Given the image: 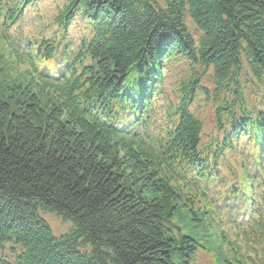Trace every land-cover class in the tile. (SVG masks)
Segmentation results:
<instances>
[{
	"label": "trees",
	"instance_id": "trees-1",
	"mask_svg": "<svg viewBox=\"0 0 264 264\" xmlns=\"http://www.w3.org/2000/svg\"><path fill=\"white\" fill-rule=\"evenodd\" d=\"M38 1L0 0V249L20 248L6 264H264V0H61L19 53L5 29ZM181 58L213 72L207 134L199 72L165 102L169 128L145 118L149 71ZM228 175L222 197L208 188Z\"/></svg>",
	"mask_w": 264,
	"mask_h": 264
},
{
	"label": "rangeland",
	"instance_id": "rangeland-1",
	"mask_svg": "<svg viewBox=\"0 0 264 264\" xmlns=\"http://www.w3.org/2000/svg\"><path fill=\"white\" fill-rule=\"evenodd\" d=\"M61 0H41L40 2H37L36 7L28 8V12H26V15L23 17H20L16 20L17 33H23L29 35V33H35L40 30L39 25L42 22H48L51 18V15L53 14V7L54 4L59 3ZM160 3V0H155ZM187 29L192 34L194 40L196 41L199 37V31L195 29V26L191 22V20L186 17L185 18ZM48 30L47 28L42 29V33H46ZM82 31V29H76L75 25H72L69 29V33L72 36V39L77 37V35ZM23 46H25V42L20 37V48L18 51L23 49ZM181 61H176V63L170 67V71L168 74V77L165 79V85L162 87L161 90V97L153 102L152 105V114L154 115L155 121H158V125H156L157 130H159V126H163V122L165 121V112L164 110L167 109L166 103L163 101L164 97H167L166 100L168 102V99H172L174 101V104H177L180 100V97L184 90L191 89L189 86V76H194L196 72H199V78L201 80L198 83L193 82V89L189 91L190 93H194L197 95V104L190 108L192 113L193 109L194 115L198 117L202 123L203 131H209L213 126L214 121V106L211 103L212 101V90L213 85L212 84V78L213 72L211 69H208L207 71L203 73H200V71H196L197 68H193L190 62L186 61L185 59L181 58ZM246 68V67H244ZM194 71V73L192 72ZM193 73V74H192ZM192 74V75H191ZM252 82L256 84V81L254 78H252ZM200 84L203 88H197V86ZM197 89V90H195ZM206 89V91H205ZM195 90V92H193ZM210 91V94H209ZM188 92H186L187 94ZM209 96L207 97V95ZM204 98H208L209 100L206 101ZM259 98L258 90L256 88H250L248 90V97L247 101L249 103L253 101H257ZM258 103V102H256ZM153 117V116H152ZM235 169L238 173V167L235 166ZM226 173V171H224ZM232 177L228 175V178L225 180V182L218 183L216 181L212 183H208V188L213 190L214 192H219L221 197L224 195L225 192L229 190V185L232 184ZM223 185V186H222ZM220 186V187H219ZM221 198H218V200ZM255 202V200H254ZM235 209L233 210V215L231 216V219H239L243 220L244 213H245V204L242 202L241 205L238 204L237 201H233ZM261 210L264 211V202H261ZM40 216L42 219L46 221V223L49 225L53 235L59 236L61 234L67 233L71 226V222H64L60 218H58L56 215L52 213L42 212L40 213ZM248 216V215H246ZM12 247H14V250L18 252L20 250L19 247L12 246L10 244H5L0 249V264H6L12 262L13 256H12ZM194 264H215L213 257L209 254H206L204 251H201L198 253V256L196 257Z\"/></svg>",
	"mask_w": 264,
	"mask_h": 264
},
{
	"label": "bare ground",
	"instance_id": "bare-ground-1",
	"mask_svg": "<svg viewBox=\"0 0 264 264\" xmlns=\"http://www.w3.org/2000/svg\"><path fill=\"white\" fill-rule=\"evenodd\" d=\"M27 5L30 6V8H35L37 4L35 3H28ZM29 10H26V8L23 9V12H28ZM70 35L67 36V38H69ZM72 41V40H70ZM72 46V45H70ZM155 71V73L152 71V69L149 71L148 75H147V81L152 84V85H155L158 87L157 89V96L160 98L161 97V86L163 84V86L165 85V79L166 77H168V74H169V71H170V67H168V65L166 67L163 66H157V67H154L153 69ZM142 73H145L144 70H142ZM259 94V93H258ZM260 95V94H259ZM184 97H191L189 96V94H184L183 95ZM164 102H167V100H163ZM169 102V101H168ZM173 105L174 107V111H176V105L177 104H174V102L170 103ZM238 112V111H237ZM239 115V114H238ZM153 116V117H152ZM145 118H148L147 120L150 121V122H154L155 119H154V115L152 113H148L146 114V117ZM165 119V125L166 126H163L162 127V131H164L168 126L166 124L167 120H166V117H164ZM169 128V127H168ZM204 132V131H203ZM206 133V132H204ZM207 134V133H206ZM55 215V214H54ZM251 217H249V220H250ZM45 221V220H44ZM46 222V221H45Z\"/></svg>",
	"mask_w": 264,
	"mask_h": 264
}]
</instances>
